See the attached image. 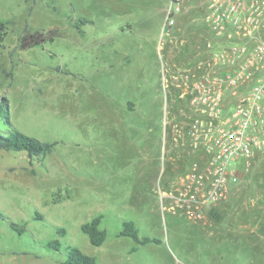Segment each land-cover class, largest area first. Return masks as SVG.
Masks as SVG:
<instances>
[{"label": "rangeland", "instance_id": "rangeland-1", "mask_svg": "<svg viewBox=\"0 0 264 264\" xmlns=\"http://www.w3.org/2000/svg\"><path fill=\"white\" fill-rule=\"evenodd\" d=\"M168 2L0 0V20L7 25L0 95L8 99L12 126L56 142L32 158L0 148V264H61L68 245L97 264H126L133 240L118 236L126 220L140 236L160 240L141 248L161 250V261L149 257L147 264H264V152L247 161L239 182L216 206L219 222L208 212L191 222L163 211L149 192L155 177V190L170 186L168 171L182 157L175 139L182 118L160 71L172 69L186 39L158 32L159 6ZM183 26L193 31L195 24ZM51 27L58 28L53 41L20 48L25 28ZM127 50L130 62L123 60ZM7 129L0 119V132ZM97 214L106 230L100 246L81 230ZM55 239L57 249L46 246ZM165 248L175 253L172 259Z\"/></svg>", "mask_w": 264, "mask_h": 264}, {"label": "built area", "instance_id": "built-area-1", "mask_svg": "<svg viewBox=\"0 0 264 264\" xmlns=\"http://www.w3.org/2000/svg\"><path fill=\"white\" fill-rule=\"evenodd\" d=\"M181 8L182 0H169L162 34ZM203 19L208 35L190 62L161 68L164 92L172 88L185 111L175 139L200 160L158 187L157 198L161 210L191 222L224 201L241 168L264 152V0H206Z\"/></svg>", "mask_w": 264, "mask_h": 264}, {"label": "trees", "instance_id": "trees-1", "mask_svg": "<svg viewBox=\"0 0 264 264\" xmlns=\"http://www.w3.org/2000/svg\"><path fill=\"white\" fill-rule=\"evenodd\" d=\"M86 22L87 20L82 19L80 23L84 24ZM6 26V22L0 20V45L6 34ZM57 35V27H51L48 30L34 31L25 28L20 37V48L53 41ZM0 119H2L8 126L6 133L0 132L1 149L8 151H25L28 157L32 158L50 152L56 144V142H42L33 136L13 128L10 117L9 102L5 95H0ZM208 215L216 222H219L222 219V214L218 212L215 207L209 209ZM102 217V214H97L81 225V230L88 236L90 243L94 246H100L106 238V230L100 228ZM10 225L14 227L13 223H10ZM18 231H21V228H18ZM57 231L61 234H65L64 228H58ZM118 236L130 237L137 245H144L147 243L158 244L160 242L159 239L153 237L140 236L135 223L131 220L123 221L122 229L119 231ZM46 246L57 249L59 241L57 239L49 241L46 243ZM135 248L136 247H133V249ZM66 249L68 257L66 260L62 261L61 264H97L94 257L86 255L74 246L68 245Z\"/></svg>", "mask_w": 264, "mask_h": 264}, {"label": "crops", "instance_id": "crops-1", "mask_svg": "<svg viewBox=\"0 0 264 264\" xmlns=\"http://www.w3.org/2000/svg\"><path fill=\"white\" fill-rule=\"evenodd\" d=\"M182 2H183L182 8H183V6L185 8V9H183V11L185 10L186 12H178L175 15V23L170 28L169 33L170 34L171 33H176V34L178 33L179 35L181 34L186 39V41H185L186 44L184 45V48L181 49L183 51H180L176 54V56H173L174 62L176 63L173 65V67L174 66L187 65L190 62V60L194 57L196 47L198 45H202L205 41V38L208 35L207 29H206V26L204 23V19H203V14L205 12L206 0H182ZM168 4H169V2L166 5L162 4L159 6L160 12H158V19H157L158 23H159V27H158L159 34H162V26H163V21H164L165 9L167 8ZM185 22H187V26L191 22H194V24H195L194 30L190 31V28L184 27L183 25L185 24ZM126 27L130 32L133 29L131 24L130 25L128 24ZM187 28H188V30H187ZM189 31H190V33H189ZM169 33L165 34V37H167V35H169ZM162 35H164V34H162ZM157 45H158V48L160 49V54H161L163 40L160 39L158 41ZM130 50H133V49L130 48ZM123 60L125 62L131 61V56H130L129 50L124 52ZM160 73H161V71H160ZM171 89L172 88H170L171 92H169L168 95L170 94L171 100L174 101V103L172 104L173 105L172 108L176 111L177 117L182 118L181 123L178 125L181 127V126H183L182 124L186 120L185 115H183V113L185 114V111L183 112V110L180 109L179 104L176 102L175 96H174ZM162 103H163V100L160 97L159 98V104H161L160 106H162ZM128 104H129L128 108L131 111L135 110L136 106L133 102L129 101ZM181 150H182L181 154H180L182 156L181 159L178 160L177 162H174L172 169L168 171V175H170L171 178L173 177V179L175 178L174 177L175 175L170 174V173H172V171H176L177 176H178L179 173H181L183 170L187 169L193 162H197L200 160L198 154L190 153L185 148H183V149L181 148ZM157 174H158V172H157ZM156 182L157 181H156V177H155L151 181L152 184L150 186L149 192L153 193V196H154L155 200L157 201V190H155V187L157 184ZM165 186H166V184H165ZM119 237H121V236H119ZM147 244H151V243H147ZM147 244L137 245L133 241V243L126 249L127 251L125 250V253L127 254L126 260L128 261V262H126V264H147L149 257L152 259L154 258V260L156 262H160L161 258H160L159 253L161 250L155 249V248L154 249L153 248L141 249L142 247H145ZM133 247H136V248L133 249ZM170 252L173 253V256H174L175 253L173 251H170ZM170 252H169V250H167L165 248L164 253H166L168 255V257L170 259H172L173 257H172ZM183 264H188V263L183 262Z\"/></svg>", "mask_w": 264, "mask_h": 264}]
</instances>
